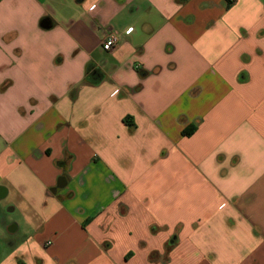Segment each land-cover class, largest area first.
Returning a JSON list of instances; mask_svg holds the SVG:
<instances>
[{"label":"crops","instance_id":"0c3cea01","mask_svg":"<svg viewBox=\"0 0 264 264\" xmlns=\"http://www.w3.org/2000/svg\"><path fill=\"white\" fill-rule=\"evenodd\" d=\"M0 232V264H264V0H0Z\"/></svg>","mask_w":264,"mask_h":264},{"label":"built area","instance_id":"2783aa9c","mask_svg":"<svg viewBox=\"0 0 264 264\" xmlns=\"http://www.w3.org/2000/svg\"><path fill=\"white\" fill-rule=\"evenodd\" d=\"M230 1H234V0H230ZM120 33L116 30L110 31L106 38L103 40L102 42V47L105 50H111L113 48H115L119 42H120Z\"/></svg>","mask_w":264,"mask_h":264},{"label":"rangeland","instance_id":"374dc122","mask_svg":"<svg viewBox=\"0 0 264 264\" xmlns=\"http://www.w3.org/2000/svg\"><path fill=\"white\" fill-rule=\"evenodd\" d=\"M6 215L12 217L9 211H6ZM10 220H11V218L9 219V222H10ZM17 235H18L17 233L0 232V243L1 244L4 242L7 243V241H6L7 236H9L11 238V237H17Z\"/></svg>","mask_w":264,"mask_h":264},{"label":"trees","instance_id":"16d2710c","mask_svg":"<svg viewBox=\"0 0 264 264\" xmlns=\"http://www.w3.org/2000/svg\"><path fill=\"white\" fill-rule=\"evenodd\" d=\"M88 72L90 73V68H88ZM88 78H89V75H88ZM89 79H90L92 82H94V83L98 81V80H95V79H92V78H89ZM125 121L128 122V119L126 118ZM188 131H189V130L184 131V134L188 133Z\"/></svg>","mask_w":264,"mask_h":264}]
</instances>
